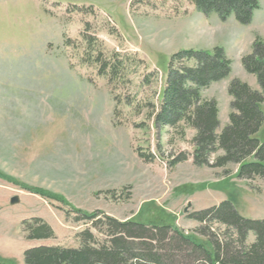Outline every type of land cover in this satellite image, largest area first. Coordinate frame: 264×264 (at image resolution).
Segmentation results:
<instances>
[{
	"label": "rangeland",
	"instance_id": "1",
	"mask_svg": "<svg viewBox=\"0 0 264 264\" xmlns=\"http://www.w3.org/2000/svg\"><path fill=\"white\" fill-rule=\"evenodd\" d=\"M258 2L250 23L240 24L233 14H203L193 0H0V263L25 264L23 252L34 246L79 247L86 229L105 241L71 206L169 224L211 252L212 241L220 253L227 244L239 248L233 226L189 215L229 200L240 216L264 219V180L237 178L234 163L195 165V130L184 121L156 127L152 112L171 56L218 46L230 72L201 96L216 100L220 132L231 111L230 81L260 90L241 62L256 36L264 41V0ZM107 62L116 67L100 75ZM259 131L263 140L264 121ZM181 152L188 159L170 166ZM34 217L50 225L52 237H26L24 222ZM253 240L249 232L243 246Z\"/></svg>",
	"mask_w": 264,
	"mask_h": 264
},
{
	"label": "trees",
	"instance_id": "2",
	"mask_svg": "<svg viewBox=\"0 0 264 264\" xmlns=\"http://www.w3.org/2000/svg\"><path fill=\"white\" fill-rule=\"evenodd\" d=\"M193 2L203 14L215 12L222 20L233 14L240 24L250 23L253 12L259 7L258 0ZM189 60H194L195 65L183 63ZM241 62L246 72L256 76L260 90L252 89L237 78L232 79L227 88L232 99L228 123L217 132V102L212 98H203L201 92L229 74L231 61L218 46L212 51L186 49L173 54L165 85L159 95L160 105L156 112H152L153 124L156 127H175L179 121H184L193 128L195 135L192 138L194 146L191 158L195 165L223 167L234 163L238 166L237 178L264 180V139L259 136L264 121V41L261 38L256 36L251 52L243 55ZM114 63L100 64L98 73L105 75L106 68L113 70L116 67ZM216 150H221L222 154L210 163V155ZM188 157L187 153L181 152L172 156L169 165L186 161ZM26 189L44 198L68 204L59 194L33 187ZM71 210L76 213V220L89 221L93 227L101 230L106 236L105 241H97L86 229L78 234L79 247L39 245L25 249V264H264V219L240 216L229 200L222 201L218 207L189 215L198 221L206 216L212 217L234 227L239 248L227 244L221 253L217 242L212 241L211 252L169 224L149 225L131 219L118 220L104 213H87L72 206ZM99 214L103 219H95ZM24 229L28 239H47L53 236L50 225L38 217L25 221ZM249 232L253 233L254 240L244 247Z\"/></svg>",
	"mask_w": 264,
	"mask_h": 264
},
{
	"label": "water",
	"instance_id": "3",
	"mask_svg": "<svg viewBox=\"0 0 264 264\" xmlns=\"http://www.w3.org/2000/svg\"><path fill=\"white\" fill-rule=\"evenodd\" d=\"M18 201V197L14 196L13 198H11V203H16Z\"/></svg>",
	"mask_w": 264,
	"mask_h": 264
}]
</instances>
